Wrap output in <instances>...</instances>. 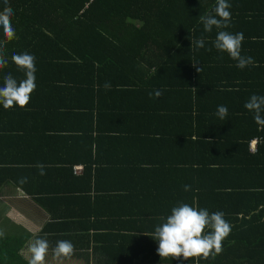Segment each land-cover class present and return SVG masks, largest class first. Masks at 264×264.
Listing matches in <instances>:
<instances>
[{"label": "crops", "instance_id": "1", "mask_svg": "<svg viewBox=\"0 0 264 264\" xmlns=\"http://www.w3.org/2000/svg\"><path fill=\"white\" fill-rule=\"evenodd\" d=\"M228 2L233 3L234 11H264V0ZM215 5L210 2L206 11H212ZM233 28V34L245 31L242 26ZM218 31L215 26L210 33L205 32L203 27L198 29L205 40V47H193L192 64L193 67L204 65L201 67L219 71L211 74H208L209 70L206 73L201 71L195 76L178 73L173 77L179 85H182L180 79H187L189 89L178 87L171 90L169 95L149 97V92L154 90H163L164 93L169 83L166 87L161 85L159 76H155L154 82L150 81L157 71L153 67L147 71L148 64L159 62L163 52L152 55L139 44L142 50L136 57L112 49L98 52L99 56L104 57L101 59L104 64L109 65L112 61L122 63L117 72L111 69L105 75L44 73L36 78V89L25 108L15 106L6 109L5 113L0 110V128L15 126V140L18 143L26 135L25 131H29L27 139L21 143L26 150L18 153L17 157H24L27 161L33 159L35 174L40 171L37 164L42 163L45 171V175L39 174V177L31 180L32 188L41 192L37 198L17 187L9 173L0 171V231L4 236H22L27 243L32 238V232L39 229V235L45 237L50 245L52 239L70 240L74 244V254L64 264H164L156 251L158 241L149 235L162 222L160 218L170 215L171 208L178 202L187 201L185 203L191 205L190 199L181 200V194L190 196L192 193L210 192L212 186L219 190L236 191L250 182L262 181L236 175L230 169L247 154L240 143L243 142L242 122L231 117L217 121L208 119L210 110H217L218 105H224L228 110L244 106L237 97L240 92L233 86H243L246 77L241 71H236V61L214 47L213 41ZM244 42L247 43L245 38L242 55L262 57L258 55V50L245 49ZM129 61V66L134 64L133 71L123 66L124 62ZM23 75L18 73L15 79L19 82ZM114 83L124 92L132 91L136 100L130 102L124 98L120 103L121 99L116 95L120 92L113 89ZM212 86L216 87L218 101L200 103V115L203 119L207 118L204 123L191 120L190 116L186 117L187 121L180 119L185 114H178L177 111L185 107L188 113L196 115V93L207 98ZM227 96L230 99H225ZM88 101L94 105L93 115L87 107ZM121 105L128 109L147 108L143 114L141 112L139 116L129 119L122 117L117 121L112 117L102 121L101 127L105 129L102 132L114 134L117 139L114 137L113 145L105 143L100 150L107 170L102 166L101 175L99 173L90 182L89 179L84 182L82 179L87 174L89 160L96 154V146L90 152L84 147V141H80L81 137L87 130L97 137L98 133L92 129L99 125V107L115 109ZM157 110L174 114H168L159 122L158 119H149L148 114ZM10 111H15V115H11ZM87 114L92 116L88 118ZM68 116L72 119L69 120ZM198 126L202 128L204 136H197ZM114 128L116 131L112 130ZM17 130H23V134L17 133ZM150 131L156 134H147ZM162 132L173 135L183 132L186 137L182 140L176 136L169 138L161 136ZM139 136L142 137L138 139ZM260 140L257 135L251 139L250 152L258 150ZM15 157L13 139L4 141L0 137V168L15 169V163L1 161L15 160ZM196 159L200 162H196ZM119 162L123 163L121 167ZM72 164L75 176L68 173L69 169L65 170L66 175H62L64 171L55 173ZM135 166L137 170H134ZM178 170H181L177 175L179 185L174 177ZM185 185H190V190L185 191ZM48 226L52 231L50 233L46 231ZM49 264H55L51 257Z\"/></svg>", "mask_w": 264, "mask_h": 264}, {"label": "trees", "instance_id": "2", "mask_svg": "<svg viewBox=\"0 0 264 264\" xmlns=\"http://www.w3.org/2000/svg\"><path fill=\"white\" fill-rule=\"evenodd\" d=\"M210 2L216 3V0H8L7 6H10L15 13L12 24L16 30V35L0 49V53L9 61L3 69H0V83H3L4 76L8 73H11L14 78L18 73L24 74L12 62L11 56L13 53L27 52L35 56L36 78L44 73L56 75V73L85 72L89 75H95L96 73L105 75L111 69L117 72L116 69H119L122 63L112 61L109 65L104 64L101 60L104 57L101 54L98 55L99 51L112 49L118 52L122 51L128 54L129 57H136L142 50L139 44H142L146 49V53L154 55L156 52H163L159 62L149 63L147 68V71H150L152 67L157 71L156 75L150 78V81L154 82L155 76H159L161 85L166 87L169 83V87L164 90L163 96L169 95L174 88L189 89L187 79H180L179 82L182 85H179L173 77H176L178 73H189L195 76L196 73H201V71L206 73L209 70L208 74L219 71L216 68L201 67L204 65L193 67L192 64L194 62L192 53L194 45L190 48L191 40L195 41L201 37L198 32V29L203 27L200 16L212 12L206 11L210 7ZM232 5L229 9L231 13L230 26L224 30L232 33L235 30L234 26H242L245 31L241 32L247 42H244L243 47L258 50V55H262V57L253 58L257 63H255V66H248L244 69L236 68V71H241L246 77L243 86H233L240 92L237 97L244 105L252 94L264 95V11H234ZM5 6L4 0H0V10ZM252 12L254 15H252ZM241 21L244 22L241 23ZM246 29L249 31H246ZM259 29L261 31H257ZM208 35L212 37L210 34ZM5 40L2 30H0V41ZM114 42H118V44ZM123 64L126 69L134 70L133 63L129 66L130 61ZM197 68H201V71L198 72ZM22 78H24V75ZM38 80L42 81L39 78ZM118 86L117 83H114L113 89L120 92L116 94L121 99L120 103L123 102L124 98L130 102L136 100L132 91L126 90L124 92L118 89L120 88ZM197 88L201 89L199 86ZM215 88L214 86L210 88L207 98H203V95L199 92L196 93L195 116L193 113H188L185 107L177 111L178 114H185L184 117L179 118L187 121L186 117L190 116L191 120L202 121L203 124L207 118L204 117L203 119L200 115V103L218 101ZM125 93L130 94L124 95ZM221 99L224 98L221 97ZM225 99H230V96ZM88 103L87 107L93 115L94 105H91L90 101ZM0 107V110L5 113L6 109L2 105ZM146 108L128 109L127 106L125 108L122 105L115 109L114 107L98 108L97 121L99 125L96 126L97 128L92 129L98 133L97 137H93L90 130H87L80 140L84 141V147L90 152H93V146H96V154L89 160L87 174L82 179L84 182H88V179L90 182V179L96 178L102 170V166L104 170H107L100 150L105 143L113 145L115 136L112 133L110 135L102 132L105 130L101 127L102 121L108 118L112 119V117L118 121L122 117L139 116L141 112L142 114L145 112ZM210 112L208 119L217 121L219 119L216 115L217 110H210ZM10 113L13 116L15 115V111H10ZM168 114L174 113L157 110L153 114H148V116L149 119H158L159 122ZM92 115L87 114V117L89 118ZM229 117L242 122L241 137L243 142L240 143L247 153L245 158H240L236 166L230 169L236 175H245L247 178H258L262 181L250 182L245 184L243 189L236 191L219 190L212 186L210 192L192 193L190 196L187 193L181 194V200L190 199L189 202L192 206L206 208L210 213L222 211L224 219L231 225V232L223 240L222 253L214 258L209 257L207 260L200 259L199 261L194 259L188 261L161 259L164 264H264V129H261L255 123L253 113L249 112L244 106L237 110H228L226 118ZM67 118L72 119L69 116ZM106 130L109 131L110 129L107 128ZM112 130L116 131V128ZM196 131L197 136H204L200 126L197 127ZM253 131L255 132L251 133ZM28 132L25 131L26 135L18 143V140H15V126L0 128V137L4 141L13 139L16 151L15 160H1L3 163H8V161L15 163V169L3 167L0 168V171L5 174L9 173L8 176L15 181L17 187L37 198V194L41 192L36 188H32L31 180H34L36 176L39 177V174H35L32 165L33 159L27 161L24 157H17L18 153L21 154L26 150V146L21 143L27 139ZM17 133L23 134V130H17ZM147 134H156V132L150 131ZM147 134L146 136H148ZM160 135L169 138L176 136L181 140L186 137V133L183 132H180L179 135L162 132ZM255 135L261 140L258 143V150L253 153L250 152V142ZM20 136L17 135V137ZM142 136H139L138 139ZM115 139L117 138L115 137ZM131 160L136 161L135 159ZM29 161L30 164H28ZM195 161L200 162L198 159ZM119 165L121 167L123 163L119 162ZM68 169L70 170L68 173L75 176L73 164L70 167L60 168L55 173L59 174L64 171L62 175H66L65 170ZM135 169L137 170L136 166ZM180 171L178 170L176 176L174 175L177 185H179L177 175ZM21 177H27L28 182L21 185L19 183ZM37 200L43 201V199ZM46 231L48 233L52 232L49 226ZM56 241L57 239H52L51 246H54ZM25 243L26 238L22 236H3L0 238V264H27L21 254V249Z\"/></svg>", "mask_w": 264, "mask_h": 264}, {"label": "clouds", "instance_id": "3", "mask_svg": "<svg viewBox=\"0 0 264 264\" xmlns=\"http://www.w3.org/2000/svg\"><path fill=\"white\" fill-rule=\"evenodd\" d=\"M6 5L0 10V30L5 41H0V49H2L7 41H11L16 30L12 24L14 10L8 5V0H4ZM231 4L228 0H216V5L212 12L200 16L205 32H212L213 27L217 32L213 41L214 47L225 52L228 56L236 61V67L244 69L248 66H255V61L251 56L241 54L242 42L244 34L242 32L230 33L226 29L230 26L231 13L229 9ZM214 13V15H213ZM200 49L205 47L203 37L191 40V47ZM211 50V49H209ZM12 62L19 70L24 73V78L19 82L11 73L4 76L3 86H0V105L4 109H10L18 106L25 108L31 99V94L36 89V63L35 56L27 52L11 56ZM8 59L0 53V69L8 64ZM200 72L201 68H197ZM163 90H154L149 92V97H160ZM244 107L253 113L255 123L264 129V95L252 94L245 102ZM228 108L224 105L217 106L216 115L224 120L227 117ZM40 175H45L44 165L37 164ZM28 182L27 177H21L19 183L21 185ZM190 185H185L184 190H190ZM161 223L155 226L154 232L149 235L158 241L157 253L161 259H177L190 260L200 259L207 260L209 257H215L223 251V240L230 234L231 225L224 219L222 211L210 213L206 208H198L185 202H178L171 208L170 215L161 217ZM39 229L32 232V238L27 241L21 254L27 261V264H49V257L55 264H64L65 261L71 259L74 254V244L70 240H57L54 246H51L45 237L39 235ZM4 236L0 231V238Z\"/></svg>", "mask_w": 264, "mask_h": 264}]
</instances>
